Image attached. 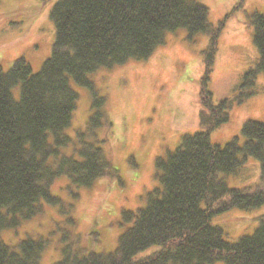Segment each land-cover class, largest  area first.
<instances>
[{
  "label": "trees",
  "instance_id": "obj_1",
  "mask_svg": "<svg viewBox=\"0 0 264 264\" xmlns=\"http://www.w3.org/2000/svg\"><path fill=\"white\" fill-rule=\"evenodd\" d=\"M51 18L55 40L38 72L24 57L8 70L0 65V233L41 212L43 201L60 203L50 191L59 176L79 186H90L103 176L118 177L102 146L106 138H99L95 129L111 125L106 97L89 74L130 59H147L165 43L167 31L184 27L190 35L211 36L199 93L200 129L184 133L174 150L157 157L158 185L146 193L144 206L123 211L131 224L114 250L78 246L76 236L55 264H264V217L252 234L236 241L227 240L222 227L212 222L214 215L233 207L264 203V122L245 121L243 143L238 137L224 145L211 140L212 130L229 121L233 104L257 91V75L264 71V13L252 15L258 62L244 73L238 92L217 103L208 82L219 31L199 0H58ZM72 80L93 96L87 130L74 140L66 133L78 100ZM70 145L68 154L64 148ZM249 155L261 165L257 188L230 187L223 174L237 172ZM46 242L25 237L10 245L0 236V264H41ZM154 244L160 245L157 251L137 256Z\"/></svg>",
  "mask_w": 264,
  "mask_h": 264
},
{
  "label": "rangeland",
  "instance_id": "obj_2",
  "mask_svg": "<svg viewBox=\"0 0 264 264\" xmlns=\"http://www.w3.org/2000/svg\"><path fill=\"white\" fill-rule=\"evenodd\" d=\"M199 1L208 7L209 20L219 31L218 51L208 82L217 103L238 92L244 73L259 60L252 15L264 13V0ZM57 2L0 0V65L4 70L19 57H24L34 72L41 69L55 40L51 11ZM210 44V34L190 35L181 27L167 31L165 43L147 59H130L90 73L95 89L106 97L105 109L111 119L110 126L99 125L96 133L106 138L102 146L114 162L118 177L103 176L90 186H79L65 175L57 177L50 191L60 203L43 201L41 212L22 220L16 228L3 229L1 238L10 245L25 237L44 238L47 247L41 264L60 260L64 246L76 236L78 246H91L98 252L114 250L120 234L131 224L124 220L123 211L144 206L146 193L158 185L157 157L174 150L184 133L200 129L199 93L205 51ZM72 86L78 100L66 133L74 140L79 132L87 130L93 96L87 87L73 80ZM255 89V94L233 104L229 121L212 130V142L224 145L238 137L243 143L244 122H264V71L257 75ZM13 93L18 98L20 87L16 86ZM64 150L70 154L72 146ZM223 175L230 187L256 189L261 181L260 161L249 155L237 172ZM262 217L264 203L248 209L233 207L214 215L212 222L222 227L227 240L236 241L252 234ZM159 248L154 244L137 256Z\"/></svg>",
  "mask_w": 264,
  "mask_h": 264
}]
</instances>
